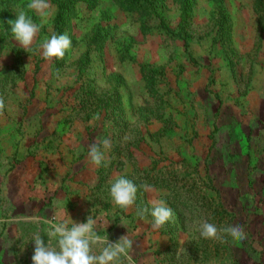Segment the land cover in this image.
<instances>
[{"label":"rangeland","instance_id":"1","mask_svg":"<svg viewBox=\"0 0 264 264\" xmlns=\"http://www.w3.org/2000/svg\"><path fill=\"white\" fill-rule=\"evenodd\" d=\"M28 3L0 0V264H32L36 233L56 247L66 212L127 235L135 264H264V0H49L44 17ZM21 10L42 25L28 49L9 24ZM53 34L72 44L48 61ZM119 177L137 188L128 211ZM157 199L174 216L154 230ZM203 221L247 238L204 239Z\"/></svg>","mask_w":264,"mask_h":264},{"label":"clouds","instance_id":"2","mask_svg":"<svg viewBox=\"0 0 264 264\" xmlns=\"http://www.w3.org/2000/svg\"><path fill=\"white\" fill-rule=\"evenodd\" d=\"M28 8L44 17L49 14L51 5L49 0H29ZM15 16L16 19L9 22L11 32L22 48L28 49L33 45L42 25L33 22L23 10ZM71 44L67 34H53L41 43L42 56L48 61L53 58L61 60L71 48ZM4 109L5 101L0 98V116L4 114ZM95 118L99 119V116L97 115ZM110 149L111 141L108 138H103L98 142L94 141L88 147V157L91 164L97 168L102 165L106 167V154ZM141 187L146 191H151L149 185L145 184ZM136 192V185L124 177L117 178L110 188L112 202L123 211H128L135 205ZM152 204L151 226L154 230H158L173 219L174 214L164 200H153ZM146 213H148L147 208L137 210V215L141 218H145ZM66 215L68 217L67 222L51 224L47 232L49 242L53 239L56 240V247H51L50 243L45 244L39 233L34 234L32 264H135L132 256L133 241L127 235L111 242L106 234L103 236L98 234L96 221L90 215L87 216L86 222L73 221L67 212ZM22 219L32 222H39L40 220L36 216L22 217ZM45 223L51 222L45 221ZM200 235L204 239L221 243H227L225 237H230L237 242H243L247 238V234L240 224L218 228L216 224L208 221L200 223ZM94 248H98V254Z\"/></svg>","mask_w":264,"mask_h":264},{"label":"trees","instance_id":"3","mask_svg":"<svg viewBox=\"0 0 264 264\" xmlns=\"http://www.w3.org/2000/svg\"><path fill=\"white\" fill-rule=\"evenodd\" d=\"M67 3H68V2H65V4L62 3V4L60 5V9H63ZM63 12H64V11L61 10L60 15H61ZM58 21H59V16H58V19H57L56 22H58Z\"/></svg>","mask_w":264,"mask_h":264}]
</instances>
